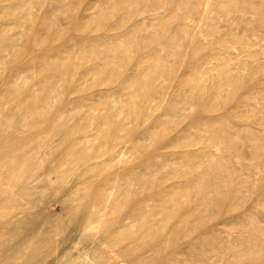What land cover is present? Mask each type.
<instances>
[{
  "label": "rangeland",
  "instance_id": "1",
  "mask_svg": "<svg viewBox=\"0 0 264 264\" xmlns=\"http://www.w3.org/2000/svg\"><path fill=\"white\" fill-rule=\"evenodd\" d=\"M0 264H264V0H0Z\"/></svg>",
  "mask_w": 264,
  "mask_h": 264
},
{
  "label": "bare ground",
  "instance_id": "2",
  "mask_svg": "<svg viewBox=\"0 0 264 264\" xmlns=\"http://www.w3.org/2000/svg\"><path fill=\"white\" fill-rule=\"evenodd\" d=\"M131 221H134V220H132V219H130ZM137 222H139V224H142V219H139ZM128 243H126V245L130 248L135 242H134V240H131V239H128ZM146 246H150L151 244H148V243H146L145 244Z\"/></svg>",
  "mask_w": 264,
  "mask_h": 264
}]
</instances>
